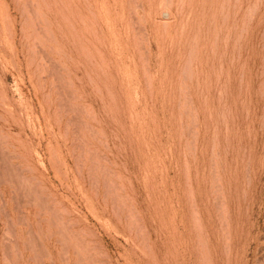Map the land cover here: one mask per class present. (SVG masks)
Returning a JSON list of instances; mask_svg holds the SVG:
<instances>
[{
  "label": "rangeland",
  "instance_id": "obj_1",
  "mask_svg": "<svg viewBox=\"0 0 264 264\" xmlns=\"http://www.w3.org/2000/svg\"><path fill=\"white\" fill-rule=\"evenodd\" d=\"M0 264H264V0H0Z\"/></svg>",
  "mask_w": 264,
  "mask_h": 264
},
{
  "label": "bare ground",
  "instance_id": "obj_2",
  "mask_svg": "<svg viewBox=\"0 0 264 264\" xmlns=\"http://www.w3.org/2000/svg\"><path fill=\"white\" fill-rule=\"evenodd\" d=\"M261 263V262H260Z\"/></svg>",
  "mask_w": 264,
  "mask_h": 264
}]
</instances>
